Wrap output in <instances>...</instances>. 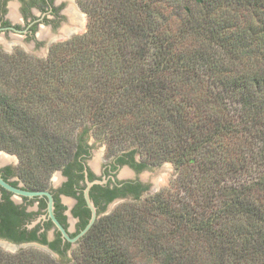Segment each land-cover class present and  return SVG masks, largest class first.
I'll list each match as a JSON object with an SVG mask.
<instances>
[{"label":"trees","instance_id":"trees-1","mask_svg":"<svg viewBox=\"0 0 264 264\" xmlns=\"http://www.w3.org/2000/svg\"><path fill=\"white\" fill-rule=\"evenodd\" d=\"M95 1L87 33L48 58L0 55V150L40 190L77 159V130L97 128L196 183L142 208L137 192L69 263L264 264V0ZM45 253L0 250V264H64Z\"/></svg>","mask_w":264,"mask_h":264},{"label":"flooded vegetation","instance_id":"flooded-vegetation-1","mask_svg":"<svg viewBox=\"0 0 264 264\" xmlns=\"http://www.w3.org/2000/svg\"><path fill=\"white\" fill-rule=\"evenodd\" d=\"M88 2L90 0H0V55H13L16 53L14 47L19 46L27 48L33 55L35 50H45L52 43L70 38L81 29ZM88 136L91 137L89 140ZM91 139V134L80 137L77 159L57 170L61 180L56 185L51 176L48 186L40 190L25 185L18 174L19 163L16 164V160L8 158L4 163L0 162V176L12 187L52 194L55 217L72 238L80 234L92 216L85 198L89 182H103L93 185L90 190V199L97 208L99 219L109 215L106 213L110 205L134 201L137 192L143 196L150 189L141 175L154 166L144 162L139 153H133L135 148L107 157L103 150L97 158L99 162H91L96 147V142L91 143ZM124 167L130 170V179L119 176ZM48 207V197H25L0 185V248L20 250L36 246L44 250L47 247L60 257L63 256L59 251L68 254L75 245L62 238L50 218ZM80 243L81 240L76 245ZM52 244L56 246L52 247Z\"/></svg>","mask_w":264,"mask_h":264},{"label":"rangeland","instance_id":"rangeland-1","mask_svg":"<svg viewBox=\"0 0 264 264\" xmlns=\"http://www.w3.org/2000/svg\"><path fill=\"white\" fill-rule=\"evenodd\" d=\"M94 1L95 0H90V2H88V5L90 7H92L91 5L93 4L92 2H94ZM182 1L189 2L190 6H192L194 4V2H195V0H182ZM115 3L116 2L113 3L112 7L105 3V5H104L105 11L108 12L111 9L113 10V7H114ZM84 14H85V20H84V22L82 24L81 29L78 31V33L74 34L70 38H68L66 40L64 39V40L59 41V42L52 43L50 45V48L48 47L45 50H40V49L39 50H35V51H33V55L29 54L31 52L25 47L22 48V46H19L20 48L19 47H14V50H16L17 53H18V51L25 52V53H27V55L32 56V58H35V59H46V58H48V56L50 54L49 51H51L52 46H54L56 44H59L60 42L64 43L65 41L68 42L70 40H74L75 38H77L79 36H82V35L87 33V31H88V22L90 20V17H89V14L87 13V11ZM4 55H6V54H4ZM35 59H33V60H35ZM10 70H11V68H8V71H9L8 73H10ZM48 99H49V101H47V99H46L43 102L44 106H46L47 104H49L53 100V96H52V98L48 97ZM88 117H89V115L86 118L88 119ZM89 123H90V125H92L91 122H89ZM81 125L83 126L84 124H81ZM77 132H78V134L76 133L77 134L76 136H79V138L82 137V136H86L88 134H91L92 135L91 143H95L96 142V144H95L96 147L94 149V156H93V160L91 162L98 161L97 158H100L103 150L106 152V157L114 155V154L118 153L119 151H121V148L117 149L118 147L113 146L112 144H110L109 140L107 141L104 138L105 134H104L103 130L99 129V131H98L97 128L96 129L93 128V130H91L89 133L86 134L85 133V127H80L77 130ZM90 138L91 137L88 136V140ZM129 140L130 139H128V141L126 143H124V145H123V147L126 148V149H122V150H130V149L137 148L134 145H132L129 142ZM139 155H141V153H139ZM16 157H17V155L14 154V153H11V152H8V151H4V150H0V162L2 161L1 159L4 160L1 163H4L6 160H8V158H10L11 160H16V162H17L16 164H18V163L20 164L19 157H17L18 159ZM141 157H143V156L141 155ZM153 166L154 167L152 168V170L146 171V172H144L141 175L143 182L149 184V186H150L149 192H147L146 194H144L141 197V202L135 203L134 205H137L138 208H142L143 207L142 206L143 205V201L145 199H147V198H149L151 196H154V195H156V194H158V193H160L161 191H164V190L171 191V193H176L177 189L179 188V187H177L178 183H180V180L182 178H183V180H185V183L187 184L186 185L187 190L183 189L184 191H182V196H184V195H185V197L189 196V194H188V193H190L189 188H194V184L196 183L195 180H194V174H193L194 171H192L191 167L186 168L187 170H186V173H185L182 170V168L179 169L172 162H168V161L167 162H163L161 164H155ZM182 171H183V173H185V175H187L186 177L181 175V174H183ZM125 173L128 174V176L127 175L123 176ZM51 176H52V182H54L55 185L61 180L60 171L54 172ZM119 176L122 179H126V178L130 179L131 177H129V176H131V172H130V170L127 167H124L121 170ZM233 180H235V179L233 178ZM171 188H172V190H170ZM175 197L179 198V197H177V193H176ZM130 202H136V201L127 200V201H119L117 203H114V204L110 205V208H109V210L107 211L106 214H112L115 211L119 210L120 208H123L124 205H126V204H128ZM186 202H187V200H186ZM124 209H126V208L124 207ZM70 222H71V230L73 231L74 230V225L72 224L71 219H70ZM79 245L73 246L71 251L68 252V254L65 257H60L58 255L56 256L54 254H51L50 252H49V254L51 255L52 258H54L55 260H57V261H59L61 263L70 264L69 260L71 261V260L74 259L75 252L77 251ZM0 249H2L4 252L11 253V254L17 253L21 249L31 250V251H38V252H41V253H45L46 252L45 254L48 253L46 250L41 249V248L36 247V246H27L26 248H21L20 250L19 249L17 250V249H14V248H6V247H1Z\"/></svg>","mask_w":264,"mask_h":264},{"label":"water","instance_id":"water-1","mask_svg":"<svg viewBox=\"0 0 264 264\" xmlns=\"http://www.w3.org/2000/svg\"><path fill=\"white\" fill-rule=\"evenodd\" d=\"M103 182L100 181H95V182H89L88 183V187L85 190V198L87 200L88 206L91 209L92 212V216L87 224V226L80 232V234L74 238H72L68 231L63 227V225L57 220V218L55 217L54 214V199L52 194H50L49 192H45V191H36V192H32V191H25V190H20V189H16L14 187H12L11 185H9L8 183H6L0 176V185L3 186L4 188L18 194V195H22L25 197H48L49 198V215L50 218L52 219V221L54 222V224L56 225V227L58 228V230L61 232L62 238L65 241H69L70 243H73L74 245H76L80 240H82L87 233L92 229V227L95 225V223L97 222V220L99 219V216L97 214V208L95 207L94 203L91 201L90 199V190L91 187L95 184H102ZM46 250L49 251L51 254H54L57 256L56 253H54L53 251L49 250L46 247Z\"/></svg>","mask_w":264,"mask_h":264},{"label":"bare ground","instance_id":"bare-ground-1","mask_svg":"<svg viewBox=\"0 0 264 264\" xmlns=\"http://www.w3.org/2000/svg\"><path fill=\"white\" fill-rule=\"evenodd\" d=\"M2 161L1 162H3L4 160L3 159H1Z\"/></svg>","mask_w":264,"mask_h":264}]
</instances>
